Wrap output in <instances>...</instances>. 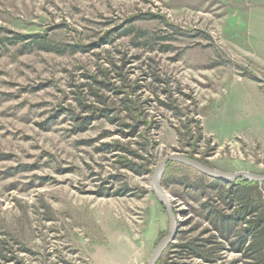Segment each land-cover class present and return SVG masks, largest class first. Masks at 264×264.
<instances>
[{
    "label": "rangeland",
    "instance_id": "374dc122",
    "mask_svg": "<svg viewBox=\"0 0 264 264\" xmlns=\"http://www.w3.org/2000/svg\"><path fill=\"white\" fill-rule=\"evenodd\" d=\"M0 39V264L148 263L170 154L264 174V0H0ZM181 180L213 183L167 168L161 264H255Z\"/></svg>",
    "mask_w": 264,
    "mask_h": 264
},
{
    "label": "trees",
    "instance_id": "16d2710c",
    "mask_svg": "<svg viewBox=\"0 0 264 264\" xmlns=\"http://www.w3.org/2000/svg\"><path fill=\"white\" fill-rule=\"evenodd\" d=\"M19 39L20 37L15 38V41H19ZM3 43L4 40L0 39V44ZM199 133V138L202 139V128L199 129ZM175 164L170 163L167 168ZM129 168L139 174L150 173L142 171L141 168L135 169V166ZM212 181L213 183L209 187L191 184L187 180H181L180 182L186 185L188 189L198 191L202 189L203 194L198 197L199 200H204L205 194H208L209 190L217 191L216 199H218V202L208 200L202 204L206 220L221 239L229 242L233 252L243 253L248 260L254 261L255 264H264V182L243 180L225 182L219 179H212ZM163 184L173 185L171 180H165ZM212 239H215V237ZM181 248L183 252L189 251L192 255H196L201 259H211V252L206 250L205 246L190 243ZM169 249H172V246ZM157 264H161V259Z\"/></svg>",
    "mask_w": 264,
    "mask_h": 264
},
{
    "label": "water",
    "instance_id": "95a60500",
    "mask_svg": "<svg viewBox=\"0 0 264 264\" xmlns=\"http://www.w3.org/2000/svg\"><path fill=\"white\" fill-rule=\"evenodd\" d=\"M170 163H176L180 165L187 166L196 170L204 176H207L211 179H219L225 182H234L237 180L249 181V182H264V174L250 173V172H236V173H226L221 172L215 169H212L205 164L201 163L198 160H194L180 153H173L166 156L156 167L153 173V187L156 194L162 200L165 205L167 214L170 220V232L167 236H165L161 242L157 245L155 250L153 251L152 257L150 261L146 264H157L164 252L169 248V246L175 241L177 234L179 232V225L177 222V218L173 211L171 200L166 190L162 186V179L167 170V166Z\"/></svg>",
    "mask_w": 264,
    "mask_h": 264
}]
</instances>
